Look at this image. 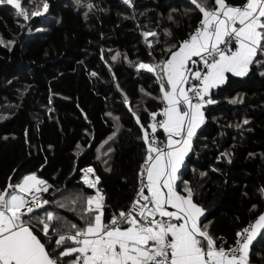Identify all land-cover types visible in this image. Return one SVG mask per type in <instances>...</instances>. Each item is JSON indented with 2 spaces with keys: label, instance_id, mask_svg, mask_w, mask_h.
<instances>
[{
  "label": "trees",
  "instance_id": "16d2710c",
  "mask_svg": "<svg viewBox=\"0 0 264 264\" xmlns=\"http://www.w3.org/2000/svg\"><path fill=\"white\" fill-rule=\"evenodd\" d=\"M42 2L24 0L23 6L31 11ZM47 2L48 11L28 21L16 16L11 6L0 5V38L15 40L10 49L0 44V189L26 173L37 172L63 195L81 191L92 195L95 190L83 184L79 172L92 166L112 206L108 213L126 209L145 148L132 111L147 125L149 113L163 107L154 99L159 94L154 75L134 64L160 58L165 39L162 29L170 28L175 39L182 40L197 26L202 13L190 0H133V7L122 0H81L80 5L75 0ZM88 2L96 8L85 19ZM171 9H177L172 13L175 23L167 19ZM185 9L190 10L188 15ZM152 30L161 33L154 51L142 35ZM117 53L121 56L113 61ZM238 94L243 102L230 103ZM212 98L218 103L207 106L206 123L198 130L184 179L192 182L198 202L208 210L204 223L212 221L213 234L232 245L235 232L264 212V196L258 191L264 186V77L256 67L246 78L229 74L226 85L213 90ZM244 119L249 123L243 124ZM117 128L115 142H109L114 152L108 172L103 163L108 157L101 155L108 145L103 141ZM158 136L162 138L161 131ZM226 151L231 153V163L228 158L217 159ZM200 171L207 176L200 178ZM253 204L257 208L250 211ZM59 211L78 222L71 212ZM250 261L264 264V236L252 245Z\"/></svg>",
  "mask_w": 264,
  "mask_h": 264
},
{
  "label": "snow or ice",
  "instance_id": "6c2138e0",
  "mask_svg": "<svg viewBox=\"0 0 264 264\" xmlns=\"http://www.w3.org/2000/svg\"><path fill=\"white\" fill-rule=\"evenodd\" d=\"M23 2L0 0V5L11 6L24 21L42 16L49 9L47 0L31 11ZM122 2L133 7V0ZM75 3L80 5L81 0ZM190 3L202 13L194 30L177 40L170 28L162 29L165 39L160 58L134 64L138 70L154 75L159 85L154 99L163 107L158 113H149L147 125L132 111L142 133L138 139L145 148L131 203L126 209L108 213L112 206L100 187L101 176L92 166L79 169L83 184L95 190L87 196L82 191L63 195L60 188L37 172L26 173L0 189V264H251V247L264 236V212L237 230L234 244L228 245L223 236L213 234L212 221L204 223L208 210L198 202L192 182L184 177L198 129L206 123L207 106L218 103L212 98L213 90L226 85L229 74L248 77L253 67L264 77V0H243L239 4L214 0L211 6L210 0ZM86 8L85 19L96 5L88 2ZM176 11L171 9L167 17L173 23L172 13ZM189 11L185 9V15ZM142 35L153 51L154 42L160 45V32L145 31ZM14 43L0 38V44L9 49ZM120 56L117 53L112 60ZM229 102L242 103L243 97L238 94ZM124 103H128L127 97ZM242 123L249 121L244 119ZM158 129L163 130L165 141L158 138ZM118 130L103 141L108 145L101 154L108 157L103 160L108 172L110 154L114 152L109 142H115ZM96 158L100 160L101 156ZM221 158L231 163L230 152L221 153L217 159ZM192 172L197 174V169L193 167ZM198 176L204 178L207 173L200 171ZM258 191L264 196V186ZM50 192L52 198H45L44 194ZM256 208L253 204L250 211ZM59 210L71 212L78 222L68 220Z\"/></svg>",
  "mask_w": 264,
  "mask_h": 264
},
{
  "label": "crops",
  "instance_id": "0c3cea01",
  "mask_svg": "<svg viewBox=\"0 0 264 264\" xmlns=\"http://www.w3.org/2000/svg\"><path fill=\"white\" fill-rule=\"evenodd\" d=\"M202 127V126H201ZM199 130V129H198ZM161 132H162V134H163V130L161 129ZM163 141H165L166 140V137H165V135L163 134V136H162V138H161ZM255 221V220H254ZM253 221V222H254Z\"/></svg>",
  "mask_w": 264,
  "mask_h": 264
},
{
  "label": "built area",
  "instance_id": "2783aa9c",
  "mask_svg": "<svg viewBox=\"0 0 264 264\" xmlns=\"http://www.w3.org/2000/svg\"><path fill=\"white\" fill-rule=\"evenodd\" d=\"M158 118H160V117H158ZM150 120H151V118H150ZM158 130H161V129H158ZM150 131V130H149ZM158 138L161 140V141H163L159 136H158ZM134 196V195H133ZM133 198V197H132ZM132 200V199H131ZM130 203H131V201H130ZM129 203V204H130ZM234 244V243H233Z\"/></svg>",
  "mask_w": 264,
  "mask_h": 264
},
{
  "label": "rangeland",
  "instance_id": "374dc122",
  "mask_svg": "<svg viewBox=\"0 0 264 264\" xmlns=\"http://www.w3.org/2000/svg\"><path fill=\"white\" fill-rule=\"evenodd\" d=\"M161 131V130H158V132Z\"/></svg>",
  "mask_w": 264,
  "mask_h": 264
}]
</instances>
